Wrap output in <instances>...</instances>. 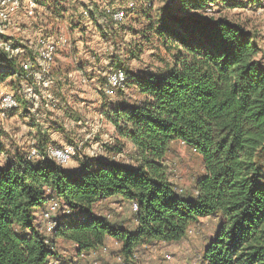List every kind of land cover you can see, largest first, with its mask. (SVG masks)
Masks as SVG:
<instances>
[{"label":"trees","instance_id":"trees-1","mask_svg":"<svg viewBox=\"0 0 264 264\" xmlns=\"http://www.w3.org/2000/svg\"><path fill=\"white\" fill-rule=\"evenodd\" d=\"M239 2L174 0L156 17L147 9L140 40L157 39L172 48L171 62L154 73L133 72L117 56L111 63L112 71L124 70L127 86L133 83L142 95L106 113L119 137L133 145L134 165L79 154V169L71 172L48 158L44 137L35 159L28 157L29 145L16 142L8 149L0 141V264H58L59 240L71 242L77 255L104 249L111 239L119 243L122 260L132 264L140 247L182 241L204 218H216L217 224L202 264H264V51L258 30L225 13ZM104 15L103 25L122 23ZM105 37L113 45L111 36ZM31 50L12 57L0 50L9 67L19 68L16 79L24 72L22 61H35ZM8 76L0 71V81ZM35 88L36 98L23 103L17 97V110H35L43 96L42 87ZM176 141L203 162L190 192L169 180L165 158ZM52 199L62 213L48 235L40 218ZM116 200L131 210L138 204L133 228L100 212Z\"/></svg>","mask_w":264,"mask_h":264},{"label":"rangeland","instance_id":"rangeland-1","mask_svg":"<svg viewBox=\"0 0 264 264\" xmlns=\"http://www.w3.org/2000/svg\"><path fill=\"white\" fill-rule=\"evenodd\" d=\"M95 1L98 3V8L100 9L101 7L96 14L97 17L101 15L100 11L102 10L104 13L108 14V11H117L119 9L128 8L130 2H135L137 5L136 8L143 7L144 10L149 9L151 15L156 17L159 10L167 5H172L174 2V0ZM233 1H240L239 3L241 4L239 6L228 7L225 13H227L229 17L245 24V26L250 29L258 30V32H260L259 36L261 37L258 44L261 45L264 51V0ZM47 2V0L24 1L19 11L12 16L11 23L6 28V32L2 38L5 40L10 39L12 42L21 45L23 49H32L31 51L35 52V43L40 36H53L57 31L58 33H65L70 25L55 22L52 19L51 7L47 6ZM107 2L108 4L117 2L124 8H114L113 6L106 7L104 3ZM149 2H151V4ZM31 4H34L35 7L33 14L29 13ZM140 5H142V7ZM90 7H92L94 11L95 6L91 5ZM214 7H217V5ZM85 11L90 12V10L87 9H85ZM128 12H132V9H127L126 19L128 18ZM83 15L87 20L90 19L86 17L85 12ZM107 17L110 19L108 15ZM92 19L93 18H91L90 21ZM126 19L119 26H116L115 23L113 26H107L106 23L103 25L105 20L100 21L104 27L103 36H111L114 41L113 45L108 44L106 47L105 44L101 43V38L99 39L96 37L95 29L94 32L88 31L87 33H84V40L86 42L84 44L81 43L82 40L79 38L75 39L74 42L72 41L73 38H70V43L68 40V44L70 45L67 44L66 47L62 48L63 50H60L57 53L53 64L54 67L58 64L59 59L65 57V59L62 60L64 62L67 59L68 54L72 56L74 67L77 66L76 63L85 65V67L90 66L91 57L95 52L97 53L96 55L100 56L102 59H104L103 56L108 54L110 57L109 59H111H108L110 62L107 60H102L100 62V70H102L104 79L106 80L107 76L112 71V68H110L112 66L111 63H113L112 60H116V56L120 57L118 58L120 61H124L125 68L131 69V71L134 72L147 71L154 73L157 69L163 68L166 63L171 62V53L173 49H166L164 45H161L157 41V39H153L149 42L140 40L138 43V40H133L129 36V38H126V34L121 35L117 29L124 27L123 25H125V23L126 25L128 24V19ZM84 23H86V21ZM84 23L82 25H84ZM91 26H93V24ZM90 27L88 26V28ZM67 36L70 37L68 34ZM72 48L74 50H72ZM106 49H108L107 52H104ZM0 63H2L0 64V67H3L6 64V61L0 57ZM53 69L52 66L50 75L48 76L51 81L50 86L46 90L41 89V93L45 98L43 99L41 97V102L43 103V101L47 99V104L50 103L51 106L56 104L57 98L55 96L54 88L60 83L64 84L68 82V79L72 83L68 84L71 85V88L74 87L77 92L76 94L74 91H70L68 94V97H71L73 101L72 99L67 98V100L62 102V112H58L60 108L56 109L55 107L53 110L51 109V112H48L50 108L47 110L45 109L46 111L44 112L41 110V115L37 113V109H35L34 112L27 111V113L13 110L5 117L0 114V133L6 135L0 137V141L4 143L8 149L14 147V143L16 142L28 146L33 139L31 138L32 134L29 133V130L36 124L33 122L35 121L33 120V115H38L39 117L41 116L39 119L41 126L35 128L36 132H39L40 128L49 130L50 135L58 142V144L53 142L56 146H64L65 143L63 144V141L66 142V137H70L71 140L81 146V150L78 153V155L80 154V159L103 158L110 161L134 165L136 160L131 144L119 137L115 126L111 123L106 113H109L113 105H116L118 102L140 101L142 95L137 87L133 83H130L125 89L116 90L114 94L107 96L103 91L104 83L98 87V94H100L99 102L97 100L96 104L90 106L89 104H82L83 100L87 99V102L93 101L96 99V95H85L84 98L80 95L82 93L90 92V85L87 84L88 80L86 79L84 82L79 74H71L69 78L65 80L64 76L56 75L53 72ZM10 75L6 80L0 81V100L3 93L8 91L12 92L8 89H11L9 87L10 78L14 76ZM68 90L71 89L68 88ZM53 94L55 97L54 100L56 101L47 98V95L53 97ZM50 105L49 107H51ZM40 108L42 107L40 106ZM65 109H67V111ZM54 123H56L57 127H54ZM3 158L4 155L0 154V161H2ZM165 161L169 168V180L184 192L192 191L197 177L203 172V162L200 155L184 143L176 141L171 144ZM78 165L79 160L74 157L69 164L63 167L68 171H72L79 167ZM99 210L103 214H106L108 220L111 222H118L127 228H133L135 226L134 214L129 203L121 200L112 202L107 201L104 205L99 207ZM42 219L43 217L40 218L43 222L44 220ZM216 224V218H204L191 226L188 236L182 241L173 243H155L140 247L136 254V261L132 264H202L201 258L204 247L208 237L213 235ZM104 249L96 250V252L93 250L95 254L91 255L89 259L87 258V264H128L120 257V246L114 239H111L107 243V250ZM55 250L59 253L58 260L60 261L58 264H70V261L75 262L77 260V255L71 242L59 240ZM86 253H88V251H86ZM167 255H170L171 258H167ZM52 264H57V262L52 260Z\"/></svg>","mask_w":264,"mask_h":264},{"label":"crops","instance_id":"crops-1","mask_svg":"<svg viewBox=\"0 0 264 264\" xmlns=\"http://www.w3.org/2000/svg\"><path fill=\"white\" fill-rule=\"evenodd\" d=\"M47 1H48L47 6L51 7V10H52V19L59 24L64 23L66 25H70V27L65 31V33H63V32L58 33V31H57L54 33L55 34V35H53L54 37L63 36L69 40V43L71 42L72 38H73L72 39L73 42L75 39L79 38L82 40L81 43L84 44V43H86L84 40V33H87L88 31L94 32V29H95L96 37H98L99 39L101 38V43L105 44L106 47L108 44L112 45L110 42H108V39L105 36H103V32L100 28V27H102V23H100V21L103 19V16H105L104 14H107V13H104V11L102 10V11H100L101 15L99 13L100 16H98V17L96 16L97 12L101 9V7H100V9L98 8L97 1H95V0H47ZM149 3L151 4V2H149ZM91 5L95 6L94 11L92 8L93 6L90 7ZM104 5L106 7L107 6H113L114 8L115 7L116 8H124V7H121L120 4L117 2L112 3V4L111 3L108 4V2H107V3H104ZM140 6L142 7V5H140ZM85 9L90 10V12H91V18H93V19L90 22L83 15L85 12ZM145 12H146V10H144L143 7L142 8L137 7L134 10H132V12H128V18H127L128 20L126 19L128 21V24L126 25V23H125V25H123L124 27H122L121 29L118 28L117 29V30H119L118 32L121 35L126 34V36H125L126 38L130 37L133 40H138L137 42L139 43L140 38L142 36L141 32H143V30H144V28L148 22ZM85 21L87 24L84 23ZM83 23H84V25H82ZM92 24H93V26H91ZM88 26L89 27L91 26V27L88 28ZM66 33L70 37H68ZM68 45H70V44H68ZM62 48H64V47H59L57 53L60 50H63ZM72 50H74V49L72 48ZM107 50L108 49H106L104 52H107ZM57 53H56V55H57ZM34 54L35 53H32V55H34ZM96 54L97 53L95 52V54L92 55L91 60H90L91 65L88 67H85V65H80L78 63H76L77 66L74 67V64L72 63V60H73L72 56L69 54L67 55V59L64 62L62 60L65 59V57L62 59H59L58 64L55 67L53 65V68H54L53 72L58 76L59 75L64 76L65 80L68 79L71 74H74V75L79 74V76L81 77V79H83L84 82L86 81V79L88 80L87 84L90 85V89H91L90 92L82 93L80 95L82 98H84L85 95L86 96H91V94L96 95V99H94L93 101L87 102L86 101L87 99L83 100L82 104H89L90 106H92L93 104H96L97 100L99 102L100 94H98V87L106 81L104 79V74L102 73V70H100V62L102 60H107V61L111 60V59H109L110 57L108 54L106 56H103L104 59H102L100 56H98ZM112 61H114V59ZM60 62H62V63H60ZM2 63H5V62H2ZM2 63H0V64H2ZM4 66L8 67L7 64H5ZM83 76H85V77H83ZM68 83H71V81L69 79H68V82H66L64 84L60 83L59 85L55 86L54 92H55V96L57 98L56 104L51 106L50 103H48V104H45L46 106H44V104H42L41 100L38 99L35 102L33 109L39 108V110L37 111V113H39V115L42 114V112H40L41 110L44 112L50 108V110L48 112H51V109L53 110L55 107H56V109L60 108V110H58V112H62V109H61V108H63L62 102L67 100V98L72 99L71 97H68L69 92L74 91V93L77 94L74 87L71 88V85ZM29 84L34 85L36 87H39L38 82H36V80H34V79H31L29 81ZM9 87L11 89H8V90H11L20 99L21 102H23V103L28 102V99H26V96H25L24 81L22 79H16V77L10 78ZM68 88H70L71 90H68ZM39 90H41V89H39ZM40 95L42 96V93ZM42 98L45 99L43 96H42ZM49 99L56 101V100H54L55 99L54 94H53V97H49ZM74 100H75V97H74ZM72 101H73V99H72ZM46 102H47V99H46ZM31 105H33V103H31ZM49 105L51 107H49ZM40 106L42 108H40ZM65 110L67 111V109H65ZM34 111L35 110H33L32 112H34ZM18 112L27 113V110L25 107H23ZM100 114H102V113H100ZM40 117L38 115H33V120H35L33 122L36 124L33 125V127H31L29 130V133L32 134L31 138H33L31 140V143L29 144V146L31 147V145L33 143H35L37 145L39 143L41 137L46 138L47 142H49L48 145L53 144V142L58 144L57 140L53 139V137L50 135L49 130L40 128L39 132H36L35 128H38L39 126H41V123L39 122ZM54 127H57L56 123H54ZM70 140H71L70 137L67 136L66 142L63 141V144L64 143L66 144V143L72 141V140L71 141ZM61 144H62V142H61ZM131 146H132V149L134 151L132 144H131ZM0 154H2V153H0ZM78 169H79V167H77L75 170H72L71 172L77 171ZM117 244L119 245V243H117Z\"/></svg>","mask_w":264,"mask_h":264},{"label":"built area","instance_id":"built-area-1","mask_svg":"<svg viewBox=\"0 0 264 264\" xmlns=\"http://www.w3.org/2000/svg\"><path fill=\"white\" fill-rule=\"evenodd\" d=\"M26 0H0V50H4L8 53L9 57L20 55L24 53L25 49L21 45L15 46L14 42L10 39H3L6 32V28L11 23L12 16L19 11L23 2ZM135 2H130L129 9H134ZM34 4L30 6V14L34 13ZM119 9L117 11H108L111 14L113 21L117 24L123 22L127 16V9ZM85 15L88 18L89 12L85 11ZM68 44V39L61 37H53L50 35L40 36L35 43V61L24 60L20 63V67L24 70L21 79L25 81V96L28 99L36 98L37 92L34 85L28 84L29 80L34 79L38 82L42 89L46 90L50 84L51 68L55 62L56 53L59 47H65ZM0 71L10 73L12 76H19L20 71L18 67H0ZM128 75L122 69L112 71L103 86V91L107 96L114 94L116 90L125 89L127 87ZM19 100L12 92H5L1 96L0 100V114L5 117L9 112L17 110L19 108ZM81 150V146L77 143H68L64 146H56L50 144L47 147V156L49 159L57 162L59 165L66 166L74 157H76ZM40 150L33 143L30 147L29 159H35L40 157ZM60 210V204L56 200H51L43 214L44 229L48 235H51L57 227V213ZM132 210L134 213L139 211L138 204H133ZM104 250H107L106 248ZM95 251V250H94ZM93 250L80 252L77 254V260L75 264H87V258L95 254ZM167 258H171L167 255Z\"/></svg>","mask_w":264,"mask_h":264}]
</instances>
